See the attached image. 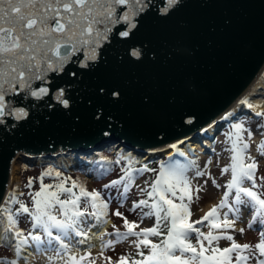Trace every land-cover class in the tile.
<instances>
[{
    "label": "snow or ice",
    "instance_id": "1",
    "mask_svg": "<svg viewBox=\"0 0 264 264\" xmlns=\"http://www.w3.org/2000/svg\"><path fill=\"white\" fill-rule=\"evenodd\" d=\"M166 2L167 7L162 13L165 16L183 5V0ZM150 4L151 0H0V124L5 122L6 117H12L16 122L28 121L30 109L37 106L36 102L49 110H69L72 100L69 89H75L85 71L95 68L99 50L105 45L112 47L119 44L124 47L129 59H143L147 49L138 47L135 41L140 32L138 25L149 14ZM81 48L88 49L86 60L78 68L66 69L65 65L70 61L75 63L72 56ZM46 72L63 73V77L69 79L64 83L37 85L34 88L33 81L43 83ZM98 91L103 94L105 89L100 87ZM111 96L118 98L120 93L113 90ZM16 97L29 103L16 106ZM249 107L252 105L249 104ZM257 115L264 116V112H257ZM100 118L101 113L98 112L96 119ZM192 122L191 118L186 121L189 124ZM15 126L13 123L12 127ZM231 129L226 134L230 143L228 151L232 153L231 163L222 169L224 173L231 171V179L218 205L213 206L201 219L190 221L193 215L190 207L193 193L199 199L198 193L201 191L199 185L193 189L192 180L187 175L195 162L188 165L179 162L161 163L155 179L148 188L142 189L148 199H141L132 207V211L141 209V222L154 217V226L135 231L139 225L124 218L127 231L116 229L108 233L116 239L102 243V249L114 247L115 243L129 237H137L139 239L134 240L133 244L140 258L132 259L131 264H252V261L264 264V231H261L260 240L254 246L238 243L234 235L228 232L235 231L236 220L242 218V207L254 213L249 228L256 223L264 225V192L258 191L264 188V184L257 183L259 163L249 153L252 132L245 128L243 122L233 123ZM171 147L177 148V145L172 144ZM258 151L264 156V142L259 145ZM179 154L184 155L183 152ZM135 171L142 174L155 170L145 166ZM52 175L53 170L49 169L39 177L40 190L29 194L31 208L15 195L9 198V203L18 204L17 210L0 208V212L6 214L8 231L15 239L17 257L23 258L20 256L22 251L34 246L38 253H53L48 256L49 264H56L58 260L63 264H85L86 261L94 264L90 260V249L85 254L74 253V246L66 241L77 237L80 239L76 243L84 244L90 238L91 227L107 223L105 218L108 216L109 203L97 190L88 191L85 185L70 177L60 179V172L54 173L59 183L44 184L45 177ZM195 175L204 177L210 176V173L197 170ZM259 179L264 181V177ZM69 181L71 185L67 186ZM134 182L135 176L128 171L124 177L105 185V188L123 184V194L126 196ZM32 183L29 180L28 187H32ZM204 183L206 185L207 180ZM249 183L251 187L246 186ZM213 184L220 187L215 179ZM62 196L66 198L62 199ZM143 208L149 210L143 211ZM23 214H27L32 223V231L27 233L17 230L19 216ZM115 215L123 216L119 210ZM230 215L235 219H230ZM88 218L94 223L86 229L84 225ZM205 221L208 222L207 232L198 227ZM37 229L39 232L35 231ZM239 231L243 233L245 229ZM151 237L161 239L154 242ZM193 237L195 244L192 242ZM222 239L229 241L230 246L221 248L219 241ZM142 249H147V254ZM129 258L121 256L118 264H128ZM0 264H19V259H0Z\"/></svg>",
    "mask_w": 264,
    "mask_h": 264
},
{
    "label": "water",
    "instance_id": "2",
    "mask_svg": "<svg viewBox=\"0 0 264 264\" xmlns=\"http://www.w3.org/2000/svg\"><path fill=\"white\" fill-rule=\"evenodd\" d=\"M165 7L166 0H151L149 14L138 25L135 43L147 49L143 59H129L119 44L105 45L95 68L69 89V110H49L36 102L28 121L5 118L0 124V202L18 151L54 157L51 150L58 147L90 153L113 144L145 154L150 146L159 149L171 139L200 133L224 113L264 62V0H183L168 16L162 14ZM87 55L88 49L81 48L72 56L75 63L65 68H78ZM45 75L43 83L33 81L34 88L69 79L63 73ZM113 90L118 98L111 96ZM15 102L29 103L19 97ZM190 118L193 122L186 123Z\"/></svg>",
    "mask_w": 264,
    "mask_h": 264
},
{
    "label": "rangeland",
    "instance_id": "3",
    "mask_svg": "<svg viewBox=\"0 0 264 264\" xmlns=\"http://www.w3.org/2000/svg\"><path fill=\"white\" fill-rule=\"evenodd\" d=\"M242 101H248V98L244 97ZM263 108L258 112H264ZM235 109V105H231L229 109L224 111L223 114L225 117H229L232 119L230 122L231 125L233 123L243 122L245 128L252 132V139L249 141L251 145L249 153L251 156L255 157L259 163V168L256 173L257 182L258 184H264V181H261L259 179L260 177H264V156H262L258 151L259 145L264 142V123L261 120L263 116H258L257 112H253L252 110L249 111L250 109L248 110V108L246 107L244 109H238L236 112L232 113L231 111ZM221 122V127L216 132H214L213 130L215 136L211 141L215 140V142L212 145V150H209L208 148L205 149L206 146H203V152L189 153L187 157L181 156L180 154H175V156H173L172 154L177 151L171 150L172 154H169L170 152H168V149L157 150L158 152L154 154H150L149 152L145 157V154L137 153L132 149L125 150V148L116 147L112 144L96 149L95 151H100L99 155L94 154L96 152L90 155H86L85 152H80L77 154H74L72 152L64 153V156L59 157L63 159L60 162H58L59 160L56 162L54 161V159H48L47 157H43L42 160L39 159L37 161H16L15 163L18 166L16 173L18 176L15 178V180H13L11 184L12 187L10 197L15 195L17 199L26 203L31 208L32 201L29 194L34 191L40 190L39 177L42 173L48 171L49 169L53 170V175L45 177L43 181L44 184L46 182H48L47 184H50L52 182L50 178H56L54 173L60 172L61 175H69L72 180H76L85 185L88 191L97 190L101 192L102 197L109 203L107 217L111 218V220L106 225L104 232L98 234V238L100 240V246H98L99 248L96 247V245L93 244L92 241L94 239L93 234L95 232H100V224L95 227H91L89 232L90 238L86 239L84 244L70 245L74 246V253L80 252L82 254H85L90 249L92 253L90 260L94 261V264H118L121 256H129L130 258L128 264H131L132 259L138 258H135V256L130 253L133 251L132 249L136 250L133 241L139 238L129 237L127 240L115 243L114 247L105 249H102L101 245L109 239L115 241V236L107 235L108 233H113L116 229H119L120 232L127 231L124 226V218H127V220L130 222H136L139 225L138 228L135 229V231H140L143 228H150L154 226V217L146 218L141 222V209L138 208L135 211H132V207L135 204V201L146 199L147 194L146 192H142V189L148 188L149 184L155 179L161 163L169 164L179 162L181 164L188 165L190 164V162H195L190 166L189 170L187 171V175L192 180L193 189L197 185H199L201 187V191L198 193L199 199H196L197 194L195 192L193 193V202L190 206L193 215L190 217V221L201 219L206 213L210 211L213 206H216L220 203L221 199L224 196V193L227 191L226 184L231 179V171L229 170L228 173H224L222 169L231 163L230 157L232 155V153L228 151V149L230 148V143L228 142L226 135L232 129L228 127L225 120ZM245 139H247L246 133ZM205 140L206 138H204L203 140L193 139L192 135H189L185 139L181 140L179 147L182 148L186 143L191 142V144L193 145L198 144V148L196 149V151H200L202 145L205 143ZM77 155L88 157V159L80 158ZM150 159L160 160L158 164H156L158 170H156V174H154L153 177L151 175L153 173L152 171H146L142 174L135 171L136 169L143 168V166L140 165L141 162ZM135 161H137V165L134 163ZM109 163L111 164V166L110 169H107ZM126 168H131V172L135 176V182L126 196L123 194V184L105 188V185H110L113 181L124 177L123 175L126 173ZM197 170L204 171L206 174L210 173V176L205 175L204 177H196L195 172ZM86 173L91 176L86 177ZM60 179H62V176ZM213 179H215L220 187H216L213 184ZM29 180L33 181L32 187H28ZM205 180H207L206 185L204 183ZM57 181L58 182L55 183H59V179ZM52 183H54V181ZM246 186L251 187V184L249 183ZM102 189L104 190L103 193ZM258 191L264 192V188L258 189ZM9 198L7 202H4L2 208L7 207L15 211L18 204L9 203ZM231 199L232 197H230V202ZM176 202L179 203L178 200ZM83 206L84 205H82V207ZM117 210H119L123 214L122 217H117L115 215V212ZM148 210L149 209L147 208H143V211ZM89 211H91V208H89ZM253 216L254 213L252 211H250L247 207H242V218L236 220V222L239 221L240 223H242V226L240 228L235 227V231L228 230L229 234L234 235L235 240L238 243H247L254 246L259 242L260 233L261 231H264V225L256 223L252 228H249L248 225L252 223ZM229 218L235 219V217L232 215H230ZM93 223L94 222L92 221V219L88 218L84 227L87 229L88 225ZM207 224L208 222L205 221L203 225H198V227H201L202 231L207 232L209 230ZM18 226L25 233L32 231V223L30 222V217L27 214L20 215ZM241 228L245 229L243 233L239 231V229ZM35 231L39 232L38 229ZM73 239L77 241L80 238L73 237ZM151 239L155 241L158 239V237H151ZM192 242L194 244L196 243L195 237H193ZM219 244L230 245V242L222 239L219 241ZM29 248L31 253L34 255V259L30 261L31 263L25 262V264H36L43 259H45V262H40L39 264H49L47 257L53 255L51 251L45 252L41 255L40 253L35 251L34 246H31ZM84 249H87V252ZM15 252L16 251L13 245L1 243L0 241V259H19V264H23L21 259L17 258ZM44 255H46L47 257H44ZM108 258H111V260L109 261ZM56 264H63V262L58 260ZM252 264H255V261H252Z\"/></svg>",
    "mask_w": 264,
    "mask_h": 264
},
{
    "label": "bare ground",
    "instance_id": "4",
    "mask_svg": "<svg viewBox=\"0 0 264 264\" xmlns=\"http://www.w3.org/2000/svg\"><path fill=\"white\" fill-rule=\"evenodd\" d=\"M244 97H247L248 98V101H244L243 102L242 100L244 99ZM229 104L230 105L228 106L227 109H229V107L231 105L232 106L235 105V108L236 109L233 110V111H231L232 113L233 112H236L238 109H244L245 107L248 108V110L250 109V111L252 110L253 112L259 111L260 109H262L264 107V62L261 64V66L259 67V69L253 74V76L251 77L250 81H248L247 85L242 89V91L240 93H238L236 95V97H234L230 101ZM249 104L252 105L251 108L249 107ZM223 117H224V114H222L221 116H219L216 121L212 122L206 128H204L203 130H201L200 133H198V134L191 133L193 139L203 140L204 138H206L205 143L202 145L200 151H196V149L198 148V144L193 145V144H191V142L186 143L182 148H180L179 145H180V142H181L182 138L181 139H177V138L175 139L174 138V139H171L170 141H167L166 143H163V147H161L159 149H155V147L150 146V147H148L149 150H147L146 152L147 153L150 152V153L154 154V153L158 152L157 150L168 149L169 150L168 152H170L169 154H172V151L171 150H173V151H177L179 153L180 152H183L184 153V155H183L184 157H187L189 155V153H193V152H196V153H199L200 152L201 153L204 150L203 149V146H208L211 143L215 142V141H211L212 138H210L211 137L210 135L213 133L214 125H216L218 123V121L219 122L222 121L221 119ZM172 144H176L177 145V148H172L171 147ZM87 147L89 148L90 145H87ZM96 149H98V148H96ZM96 149L93 148L92 152H90V153L88 152V153H85V154L86 155H90V154L96 152L95 151ZM126 149L127 148H125V150ZM43 153H44V151L42 153L40 152L39 154H34L33 152H28V151H24V150H21V151H18L17 152V154L15 155V157L10 162L9 171H8V182H7V186H6V189H5V194H4V196H3V198H2V200L0 202V208H2V205L4 204V202H7L8 197L10 195L11 187H12L11 184H12L13 180H15V178L18 176L17 173H16L18 166H17V164L15 162L16 161H20L21 162L23 160H27V161L28 160H35V161H37L39 159L42 160L43 157H47ZM51 153L54 154V157L52 156V157H47V158L48 159H50V158L51 159H54V161H56V162L59 160L58 162H60L63 159L62 158H59V157L60 156H64V153H68V152L65 151L64 148L58 147V148L52 149L51 150ZM73 153L74 154H77L78 152L77 153L73 152ZM147 153H145V157L147 156ZM94 154H98V153L96 152ZM77 156L80 157V158H83V159H88V157H85V156H81V155H77ZM47 158H44V159H47ZM85 175H86V177H90L91 176V175H89L87 173ZM105 219L107 220V223H101L100 224V226H99V229L101 228L100 229V232L99 233H96L95 232L93 234V238L94 239L92 238L93 239L92 243L95 244L96 247L100 246V243H99L100 240L98 238V234H100L101 232H104L106 225L111 220V218H109V217H106ZM241 226H242V223H240L239 221H237L235 223V227L236 228H240ZM17 230H22V229L18 228ZM5 240L6 241H10L12 244L14 243L13 246H14V249H15V243L16 242H15V239H13V237H12V233H10L8 231L6 214L3 213V212H1V215H0V241H5ZM66 242H69L71 245L77 244L76 243V240H74L73 238L71 239V241H66ZM29 247H31V246H29ZM29 247H26L22 251V253L20 254V256L23 257V258H20L21 261L23 262V264H25V262H30L32 259H34V257H33L34 255L29 250L30 249ZM82 250H81V252H82ZM40 254H39V256H40ZM80 254H82V253H80ZM45 256L46 255H44V257ZM17 258H19V257H17ZM40 259H41V257H40ZM40 262L41 263H44L45 262V259L40 260ZM88 262L89 261H86V264H89ZM39 263H36V264H39ZM46 263H47V261H46Z\"/></svg>",
    "mask_w": 264,
    "mask_h": 264
},
{
    "label": "trees",
    "instance_id": "5",
    "mask_svg": "<svg viewBox=\"0 0 264 264\" xmlns=\"http://www.w3.org/2000/svg\"><path fill=\"white\" fill-rule=\"evenodd\" d=\"M262 122L264 123V116L262 117ZM229 128L231 129V125L229 126ZM160 160H155V159H150V160H147V161H143V162H141L140 163V165L141 166H143V168L145 167V166H147V168H149V169H152V170H155V171H152L153 173L151 174L152 175V177L154 176V174H156V170H158L157 169V166H156V164H158V162H159ZM136 165H137V161H135L134 162ZM110 166H111V164L109 163V165H108V168L107 169H110ZM104 170H106V169H104ZM128 171H131V168H129V169H125V172H128ZM126 174V173H125ZM125 174L123 175V176H125ZM62 176V178H67V177H69V175H67V176H63V175H61ZM51 179V181L53 182L54 181V183H50V184H56L55 182H58L57 180V178H54V179H52V178H50ZM48 182H46L45 184H47ZM71 185V182L69 181V184L67 185V186H70ZM74 191H79L78 189H75ZM104 192V190L102 189V193ZM63 198H66L65 196H63L62 197V199ZM107 198V197H106ZM108 199V198H107ZM146 199H148V197H146ZM138 201H136L135 203H137ZM19 208V205L17 206V209ZM16 209V208H15ZM16 209V210H17ZM161 239V237H158V239L157 240H155L154 242H159V240ZM219 246L221 247V248H224V246H222V244H219ZM133 251L130 253V254H132V255H134L135 256V258L136 257H138V258H136V259H139L140 257L137 255V249L136 250H134V249H132ZM142 250H144L145 251V254H147V249H142Z\"/></svg>",
    "mask_w": 264,
    "mask_h": 264
}]
</instances>
